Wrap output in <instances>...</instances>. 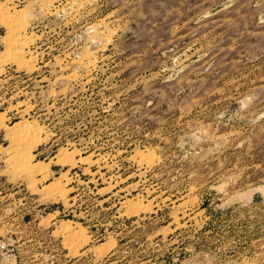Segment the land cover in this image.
I'll return each instance as SVG.
<instances>
[{
    "label": "rangeland",
    "instance_id": "obj_1",
    "mask_svg": "<svg viewBox=\"0 0 264 264\" xmlns=\"http://www.w3.org/2000/svg\"><path fill=\"white\" fill-rule=\"evenodd\" d=\"M0 236L264 264V0H0Z\"/></svg>",
    "mask_w": 264,
    "mask_h": 264
},
{
    "label": "built area",
    "instance_id": "obj_2",
    "mask_svg": "<svg viewBox=\"0 0 264 264\" xmlns=\"http://www.w3.org/2000/svg\"><path fill=\"white\" fill-rule=\"evenodd\" d=\"M20 249L12 236H0V264H19Z\"/></svg>",
    "mask_w": 264,
    "mask_h": 264
},
{
    "label": "bare ground",
    "instance_id": "obj_3",
    "mask_svg": "<svg viewBox=\"0 0 264 264\" xmlns=\"http://www.w3.org/2000/svg\"><path fill=\"white\" fill-rule=\"evenodd\" d=\"M3 13H4V12H3ZM5 14H6V13H5ZM22 14H23V13H22ZM18 15H20V14H18ZM4 16H5V15H4ZM5 17H7V16H5ZM24 17H25V16H24ZM13 19H14V18H13ZM23 19H24V18H23ZM11 20H12V19H11ZM16 21H17V20H16ZM6 22H7V21H6ZM16 23H17V22H16ZM25 23H26V22H25ZM25 23H24V24H25ZM7 24L9 25V23H7ZM10 24H11V23H10ZM22 24H23V23H22ZM22 24L19 25L20 28L18 27V32H17V30H16V32L18 33V34H17L18 37L16 38L17 40H18V39L20 40V38H19V36H20V31L23 30V29H24L23 26H25V25H22ZM16 26H18V25H16ZM7 27H8V26H7ZM10 27H11V26H9V28H10ZM12 27H13V26H12ZM12 27H11V28H12ZM25 27H26V26H25ZM14 28H15V27H14ZM15 29H17V27H16ZM15 29H14V30L11 29V30H13V33H14V34L16 33V32H14ZM25 30H26V29H25ZM23 31H24V30H23ZM14 34H13V35H14ZM15 35H16V34H15ZM8 37H9V36H8ZM22 38H23V37H22ZM25 38H26V37H25ZM10 39H11V38H10ZM19 40H18V41H19ZM22 41H23V40H22ZM24 41H25V40H24ZM12 42H13V41H12ZM8 44H9V43H8ZM10 44H12V43H10ZM10 44H9L8 46H10ZM21 44H23V43L20 42V45H21ZM18 45H19V42H18ZM11 46H12V45H11ZM22 47H23V46H22ZM11 48H12V47H11ZM15 49H16V48H15ZM23 49H24V48H23ZM10 52H11V51H10ZM12 52H13V51H12ZM13 53H14V52H13ZM16 53H17V52H16ZM14 55H15V54H14ZM9 56H10V55H9ZM14 60H15V58H14ZM69 77H70V76H69ZM30 134H31V133H30ZM151 162H152V161H151Z\"/></svg>",
    "mask_w": 264,
    "mask_h": 264
}]
</instances>
